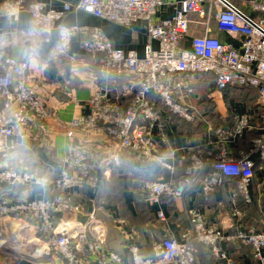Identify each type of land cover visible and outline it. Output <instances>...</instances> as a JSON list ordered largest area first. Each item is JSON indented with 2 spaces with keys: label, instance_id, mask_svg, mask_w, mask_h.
Returning a JSON list of instances; mask_svg holds the SVG:
<instances>
[{
  "label": "built area",
  "instance_id": "1",
  "mask_svg": "<svg viewBox=\"0 0 264 264\" xmlns=\"http://www.w3.org/2000/svg\"><path fill=\"white\" fill-rule=\"evenodd\" d=\"M61 8H53L41 0H5L3 16L18 22L22 11L29 15L28 28L14 27L9 33L0 32V156L5 157L12 139L37 140L41 130L53 118L46 100L37 93L36 85L44 82L31 76V64L39 69L49 64L60 65L68 60H80L71 53L75 36H83L80 48L84 55L97 57L98 74L107 81L112 77L125 80L126 93L114 96L111 89L100 86L87 98L88 113L74 117L70 127L81 142L60 161L53 175H40L28 168L15 169L0 163V185L8 188L39 186L55 190L50 199L25 197L0 201V220L8 217L31 219L47 251L61 258L64 264H199L196 243H200L217 264H240L230 257L223 244L237 241L249 247L254 264H264V232L253 229L225 234L222 229L207 225L203 216L187 209L188 225L181 239L165 235L151 243V253L144 254L135 242V232L124 235L131 243L126 253L119 254L105 245L102 226H95V216L70 233L58 231V214L83 212L81 201L70 195L73 189L97 190L100 182L118 172L126 155L143 164L158 163L171 171L164 162L154 140L157 133L165 139V124L158 102L169 113L194 123L192 106L174 96L173 76L206 74L213 78L214 89L252 88L257 91V109L234 115L229 129H218L222 138L216 153H192L183 173L169 180H144L145 200L155 204L162 197L184 199L197 182L202 193L220 187L224 179H234L237 194L250 203L248 186L254 178L253 155L264 160V0H60ZM172 5L173 16L155 21L161 6ZM72 11H83L95 18L122 26L144 21L149 41L139 57L134 50L124 51L97 27L66 26L64 17ZM190 16L195 19L191 20ZM214 22L219 31L236 40L227 43L209 35ZM201 25L202 34L187 40L190 24ZM44 31L33 36L30 26ZM47 58H42V46L51 42ZM31 41V42H28ZM22 44L24 57L16 60L1 46ZM7 47V46H5ZM41 60V61H40ZM178 81L175 87H180ZM191 92V90H189ZM256 136L247 151L233 156L230 142L245 131ZM53 189V190H52ZM264 194V180L260 187ZM239 209L233 210L240 217ZM160 221L165 217L157 212ZM122 224V221H118ZM126 238V237H125ZM1 249V247H0ZM3 254V251H0Z\"/></svg>",
  "mask_w": 264,
  "mask_h": 264
},
{
  "label": "crops",
  "instance_id": "2",
  "mask_svg": "<svg viewBox=\"0 0 264 264\" xmlns=\"http://www.w3.org/2000/svg\"><path fill=\"white\" fill-rule=\"evenodd\" d=\"M4 1L0 0V32L9 33L14 27L28 28L30 20L26 10L21 12L16 23L2 15L1 8ZM41 1L57 9L62 6L60 0ZM174 13L175 9L172 5L161 6L157 11L155 21L169 18ZM190 19L194 20L195 17L190 16ZM63 23L66 26L97 27L115 47L124 51L134 50L139 57L143 56L144 46L148 42L154 48L157 47L156 41H149L144 21H136L127 27L95 18L83 11H72L64 17ZM202 31L201 25L191 23L184 47L189 48V39L194 35L202 34ZM209 35L227 43L234 45L237 43L234 38L219 31L214 22L209 25ZM55 38L54 32L51 42L42 46L43 59L47 58ZM81 39L83 36L77 35L71 42V53L80 60L77 64L66 60L60 65L49 64L41 69L37 67L36 62L31 64V76L34 78L40 76L44 80L36 85V91L46 100L53 112V118L48 121L46 128L40 131L37 140L12 139L9 141L7 144L12 147H9L5 157L0 156V163L17 170L28 168L41 175H53L54 171L56 173L60 168L59 161L82 140L79 133L70 127V123L74 117L88 113L86 100L91 93L100 86L111 89L114 96H122L126 93L123 78L112 77L104 81L98 74V58L83 54L80 48ZM1 47L8 49V54L16 60L24 57L25 46L22 44L7 45L4 43ZM178 81H181L182 85L175 87ZM171 83L175 88L174 96L191 105L195 116L194 123L187 122L169 113L158 102L165 124V139L155 133L154 140L159 155L165 163L172 166V170H166L158 163L143 164L126 155L119 171L113 172L108 180L100 182L97 190L87 191V193L79 189L71 190L73 196L76 195L75 200L77 196L81 199L82 194L84 195L81 199V201L84 200L82 201L84 209L81 213L58 214V231L70 233L76 228H82L88 222L89 214L93 213L94 224L102 226L105 245L108 249L125 254L126 245L131 241L123 232L125 231L126 234L135 232L137 238L132 242L140 246L142 253L149 255L153 241L165 235L177 240L181 239V233L188 225L186 210L191 208L203 216L207 225L220 228L225 234H233L241 229L264 232V194L260 190L264 180V160H259L257 155L251 157L254 162V178L248 186L250 203H244L241 200L237 194L234 179H224L220 187L206 194L202 193L201 182H197L184 199L162 197L155 204H150L145 200V190L142 186L144 180L158 178L169 180L180 176L187 165L190 154L217 152L222 141L217 130L229 129L233 124L234 115L257 109L255 89L247 87L217 92L210 75L173 76ZM254 136H256L254 130L245 131L241 137L230 142L231 154L235 157L240 152L247 151ZM50 190L45 191L39 186L5 189L0 185V201L6 197L11 199L25 197L29 200L50 199L56 192L53 189V191ZM78 191H80L79 195H77ZM101 207H104L106 212L103 211L100 214ZM234 209L241 211L239 218L233 216ZM158 211L163 212L164 221L158 219ZM15 218L18 217L5 218L6 220L12 219L7 222V225L21 220V218L17 220ZM118 221H122V224ZM35 240V246L32 248L35 255L24 252L20 253L19 258L16 257L14 261L7 262L5 254H1L0 264H64L61 258L47 251L42 240L39 238ZM196 247L199 264H212L209 259L210 254L203 246L196 243ZM223 247L227 254L240 264H254L250 257L249 247L237 241L225 243Z\"/></svg>",
  "mask_w": 264,
  "mask_h": 264
},
{
  "label": "rangeland",
  "instance_id": "3",
  "mask_svg": "<svg viewBox=\"0 0 264 264\" xmlns=\"http://www.w3.org/2000/svg\"><path fill=\"white\" fill-rule=\"evenodd\" d=\"M14 156V154L12 155ZM41 175V174H40ZM74 198L75 196L72 195ZM84 198V195L82 194V199ZM80 200L81 199H77ZM84 202V200H82ZM81 201V202H82ZM82 202V205H83ZM84 209V205H83ZM101 213L106 212L104 207H101ZM16 220L18 218H15ZM12 219H1L0 220V251H3V254L6 256V261L7 262H12L16 257L19 258L20 253H31L35 255L32 251V248H34V241L36 242L35 239H40V236L38 232L36 231L32 220L31 219H24L21 218L20 221L22 222H17L14 221L13 224L7 225V222H10ZM14 220V219H13ZM42 247V246H41ZM43 248H45L43 246ZM14 249V250H13ZM11 251H13L11 253ZM1 255V254H0ZM207 255H209L207 253ZM209 259L211 260L212 264H217L212 257L209 255Z\"/></svg>",
  "mask_w": 264,
  "mask_h": 264
},
{
  "label": "clouds",
  "instance_id": "4",
  "mask_svg": "<svg viewBox=\"0 0 264 264\" xmlns=\"http://www.w3.org/2000/svg\"><path fill=\"white\" fill-rule=\"evenodd\" d=\"M30 33L33 35V36H39L43 33V29L42 28H39L38 26H30V29H29Z\"/></svg>",
  "mask_w": 264,
  "mask_h": 264
},
{
  "label": "trees",
  "instance_id": "5",
  "mask_svg": "<svg viewBox=\"0 0 264 264\" xmlns=\"http://www.w3.org/2000/svg\"><path fill=\"white\" fill-rule=\"evenodd\" d=\"M3 187H4L5 189L8 188V186H6V185H2V188H3ZM79 190H80V189H79ZM80 191H85V192L87 193L88 190H87V189H82V190H80ZM80 191H78V194H77V195L80 194V193H79ZM70 195H71V197H72V195H73V194H72V191H71ZM75 196H76V195H75ZM77 198L79 199L80 197L77 196ZM72 199H73L74 201H76L73 197H72ZM81 199H82V198H81ZM142 252H143V251H142ZM197 255H198V254H197Z\"/></svg>",
  "mask_w": 264,
  "mask_h": 264
}]
</instances>
